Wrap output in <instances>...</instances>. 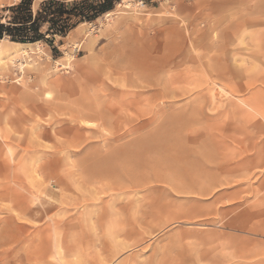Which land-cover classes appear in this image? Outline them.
Here are the masks:
<instances>
[{
	"label": "rangeland",
	"instance_id": "374dc122",
	"mask_svg": "<svg viewBox=\"0 0 264 264\" xmlns=\"http://www.w3.org/2000/svg\"><path fill=\"white\" fill-rule=\"evenodd\" d=\"M47 38L0 71V264H264V0Z\"/></svg>",
	"mask_w": 264,
	"mask_h": 264
},
{
	"label": "trees",
	"instance_id": "16d2710c",
	"mask_svg": "<svg viewBox=\"0 0 264 264\" xmlns=\"http://www.w3.org/2000/svg\"><path fill=\"white\" fill-rule=\"evenodd\" d=\"M122 0H21L0 13V41L51 43L48 36H67L81 24L99 20ZM35 2L38 8L34 9Z\"/></svg>",
	"mask_w": 264,
	"mask_h": 264
},
{
	"label": "bare ground",
	"instance_id": "6f19581e",
	"mask_svg": "<svg viewBox=\"0 0 264 264\" xmlns=\"http://www.w3.org/2000/svg\"><path fill=\"white\" fill-rule=\"evenodd\" d=\"M125 0H122L118 6H121L122 3H124ZM87 23L81 24L80 26H85ZM90 25H94V23H91ZM42 44V42L36 43V44H20L15 43L10 40H1L0 41V71H8L11 69H18L21 72L25 68H33V64H31V61L28 60V63L25 64L23 61L24 56H29V51L33 49V47H39ZM163 62L157 65V72H161L162 68H164V64L169 60L168 57L163 58ZM59 62V61H58ZM56 69L59 68V65L55 67ZM15 75V73H14ZM221 92V91H220ZM219 93V92H218ZM47 96H51L50 92H46ZM19 159V158H18ZM91 217V216H90ZM91 221V220H90ZM59 240V238H58ZM60 245V244H59ZM62 250V249H61Z\"/></svg>",
	"mask_w": 264,
	"mask_h": 264
}]
</instances>
